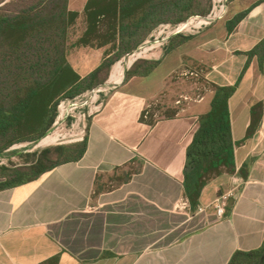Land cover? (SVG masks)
Segmentation results:
<instances>
[{
	"label": "crops",
	"instance_id": "crops-1",
	"mask_svg": "<svg viewBox=\"0 0 264 264\" xmlns=\"http://www.w3.org/2000/svg\"><path fill=\"white\" fill-rule=\"evenodd\" d=\"M86 2L68 0V10L81 14ZM173 37L133 63L141 72L155 62L148 74L127 78L131 64L117 84L111 74L119 62L111 67L102 84L107 93L87 121L80 158L19 185L1 186L0 178V264H227L235 251L263 245L264 62L260 69L252 57L239 76L248 52L264 40V0H231L226 17L166 51L179 39ZM73 49L78 58L69 59V52L68 62L83 78L99 66L107 47ZM194 66L213 86L237 83L228 100L233 140L245 137L252 107H263L255 114L261 116L257 129L235 148V172L211 179L191 209L183 194L185 152L213 91L172 117L149 123L147 116L153 102L174 92L173 76ZM235 186L218 220L215 200Z\"/></svg>",
	"mask_w": 264,
	"mask_h": 264
},
{
	"label": "trees",
	"instance_id": "trees-1",
	"mask_svg": "<svg viewBox=\"0 0 264 264\" xmlns=\"http://www.w3.org/2000/svg\"><path fill=\"white\" fill-rule=\"evenodd\" d=\"M208 8L209 0H87L79 14L68 10V0H0V154L14 145L33 143L46 135L61 100L73 99L102 85L111 67L138 50L159 25H176L203 16ZM246 13L237 15L232 26ZM79 16L83 17V33L69 44L70 30ZM175 38L179 39L171 42L166 51L188 40L178 35ZM77 47H107L99 66L83 78L68 62L69 50ZM247 55L239 79L254 56L262 68L264 40ZM133 60L121 65L117 84ZM134 66L127 72V78L148 74L156 63L147 64L141 72L134 71ZM236 86L237 83L213 86L208 111L197 117L183 166V194L191 209H196L201 191L211 179L235 172V148L258 127L261 116L255 114L262 104L252 107L245 137L233 140L228 100ZM145 117L143 112L140 121H145ZM85 148L84 139L78 144L44 150L27 166L11 169L0 166V178L4 179L1 186L34 180L60 163L80 158ZM239 173L244 175L243 170ZM263 252L264 243L257 250L235 251L227 264H259Z\"/></svg>",
	"mask_w": 264,
	"mask_h": 264
},
{
	"label": "rangeland",
	"instance_id": "rangeland-1",
	"mask_svg": "<svg viewBox=\"0 0 264 264\" xmlns=\"http://www.w3.org/2000/svg\"><path fill=\"white\" fill-rule=\"evenodd\" d=\"M230 2H231V0H229V3L227 4L226 10L229 9ZM210 8H211V0H209V8H208L206 14L203 16H194V17L206 16L208 14V12L210 11ZM226 16H227V13L224 17H226ZM82 18H83L82 16H79V18L76 20L75 25L71 28V30H70L71 33L69 35L70 39L68 42L69 44L78 40V38L82 35L83 30H84ZM217 21H219V20H217ZM181 23H183V22H181ZM202 30H203V28L198 30V31L200 32ZM158 31L159 30L155 31L151 37L150 36L148 37V39L146 41H150V43L154 44V45L156 43L158 44V43L162 42L165 35H161L160 37H158V40L155 41V38L158 36L157 35ZM192 35H195V34L187 33V35L179 34L178 36L191 37ZM78 48L79 47H77L76 49H78ZM74 50L75 49H73V48L69 50V52H72V54H69V52H68V54L71 55L69 57V59L73 58V60H75L78 58L79 51L74 52ZM136 52H137V50H136ZM145 52H142L141 54H134V55H137V57H138V55H141V57H138L137 60L145 59L148 57V55L151 53V51H149L147 53H145ZM126 56H124V57H126ZM93 58H94L93 56L89 57L91 62H94ZM137 60H135L133 63L137 62ZM117 67H118V63L115 64L114 69H116ZM194 67H197V66H194ZM198 69H199V67H197V70L196 69L185 70L189 73H195L194 71H196V72H198V73H196L197 76L190 75L189 73L186 76H180V75L178 76V74L174 75L173 76V78H174L173 82H175L174 92L167 97H164V96L159 97L157 99V101L153 102L150 105L149 114H152V116H151V118L148 117V119H150V120L161 119L162 117H166L167 115H171V114L175 113L176 111L186 109V108L195 104L194 100L197 99L198 96H203L207 91L212 90L213 85L208 83L204 78L205 70L202 69L200 72ZM110 70H109V73H110ZM191 71H193V72H191ZM109 73H108V76H109ZM115 77H116V75H114L113 80H115ZM103 85H104V83H103ZM182 96L190 97L192 101H186V102L182 101L180 105H176L175 102L178 100H182V99H180ZM99 99L101 100L102 97L98 98V101H99ZM61 101L65 102L63 105V112H62V116H66L65 120L64 121L59 120V122L57 124H54L55 121L57 120L56 119L57 116H59V113L56 109V116H55V119L53 121L51 128L49 129V132L46 135H44L41 139L37 140L36 142L17 144V145L10 147L9 149L4 151L3 153H1L0 154V166H5V167L10 168V169L15 168V167L27 166V165L31 164L32 162H34V160L37 158L38 154L42 153L44 150H47V149L51 150L56 146H70L72 144L78 143L76 141L69 143V141H71L73 139V138H71V135L73 133L75 124L77 123L76 125H79V123H80V127H81V124H83V121L81 120L83 118L82 116H87L89 108H92L91 111L96 110L97 108L96 107L93 108V105H92L93 100L91 99V96H88L86 94V92L78 95L77 97H75V99H63ZM96 105H94V106H96ZM88 119L89 118L86 119L85 125L87 124ZM52 143H56V144L53 146H49V144H52Z\"/></svg>",
	"mask_w": 264,
	"mask_h": 264
},
{
	"label": "built area",
	"instance_id": "built-area-1",
	"mask_svg": "<svg viewBox=\"0 0 264 264\" xmlns=\"http://www.w3.org/2000/svg\"><path fill=\"white\" fill-rule=\"evenodd\" d=\"M229 3V0H211V8L210 11L208 12V14L204 17H192L189 18L187 21L183 22V23H179L176 25H170V24H162L159 25L151 34L150 37L152 36V34L158 31V36L155 38V41L158 40V37H160L161 35H165V37L163 38L162 41H167L169 38L175 36V35H187V33L190 34H196L198 33L200 29H204L206 27H209L210 25L214 24L217 20L222 19L226 13H227V4ZM190 21V24L184 28H182L181 30H177L179 29V27L182 24L188 23ZM150 44V45H149ZM157 44V43H156ZM154 44H151L150 41H145L136 51L132 52L131 54L127 55L126 57H123L121 60H119L118 62L121 63V65H126L125 61L128 60L131 56H133L134 54H141L142 52L145 51V49L147 48L146 52L147 53L151 47H153ZM138 58H135L128 66H130L131 64H133V62L135 60H137ZM127 66V67H128ZM189 72H183L181 73L180 76H186ZM190 75H195L197 76L196 73H189ZM107 83V82H106ZM106 86V85H105ZM105 86H97L93 89H91L90 91H86V94L88 96L95 95L97 96V98L95 100L92 101V105L93 108H98L101 103H102V99L98 101V98H100L101 96L105 95L107 93V89L105 88ZM113 87V86H112ZM75 99V98H73ZM180 99L182 100H178L175 102L176 105H180L182 101L186 102V101H192L190 97H185L182 96ZM202 96H198L197 99L194 100V103L200 102L202 100ZM65 102L61 101L59 102V105L57 106V111L59 113V116H57V120L55 121L54 124H57L59 122V120L64 121L66 116H62V112H63V105ZM97 104V105H96ZM96 105V106H94ZM92 108H89L87 116H82L83 118L81 119L83 121V124H81L80 127V123L79 125L74 126V130L73 133L71 135V138H73L71 141H69V143H72L74 141L76 142H82L84 140L85 137V122L86 119L91 117L92 114L97 110H93L91 111ZM237 190V186L230 188L229 190H226L224 192H222L221 194H219V196L217 197V199L215 200V203L213 205V212L214 215L216 216V218L218 220H221L224 218L225 216V210L226 207L228 205L229 200L233 199L235 197V193ZM187 204L185 202H181V204L179 205V207L181 208H186ZM200 212L202 211V209H198Z\"/></svg>",
	"mask_w": 264,
	"mask_h": 264
},
{
	"label": "bare ground",
	"instance_id": "bare-ground-1",
	"mask_svg": "<svg viewBox=\"0 0 264 264\" xmlns=\"http://www.w3.org/2000/svg\"><path fill=\"white\" fill-rule=\"evenodd\" d=\"M189 24H190V21H189L188 23L182 24V25L179 27V29H177V30L179 31V30H181L182 28L188 26ZM136 57H137V55H133V56H131L128 60L135 59ZM138 57H141V55H138ZM126 61H127V60H126ZM120 68H121V63L119 62L117 70L114 69V68H113V70H112L111 80H113L114 75H116V79H118V74H119V70H120ZM110 84H111V83H110ZM96 98H97V96H93L91 99H92V100H95ZM85 103H86V102H85ZM85 103H84V104H85ZM55 144H56V143H52V144H49V146H53V145H55ZM40 146H41V145H40Z\"/></svg>",
	"mask_w": 264,
	"mask_h": 264
},
{
	"label": "water",
	"instance_id": "water-1",
	"mask_svg": "<svg viewBox=\"0 0 264 264\" xmlns=\"http://www.w3.org/2000/svg\"><path fill=\"white\" fill-rule=\"evenodd\" d=\"M263 260H264V252L262 253V255H261L260 259H259V264H262Z\"/></svg>",
	"mask_w": 264,
	"mask_h": 264
}]
</instances>
